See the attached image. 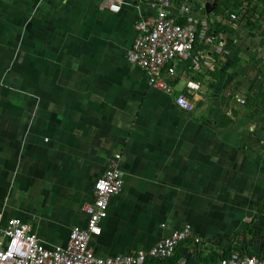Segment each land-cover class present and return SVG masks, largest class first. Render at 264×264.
<instances>
[{
	"label": "crops",
	"instance_id": "crops-1",
	"mask_svg": "<svg viewBox=\"0 0 264 264\" xmlns=\"http://www.w3.org/2000/svg\"><path fill=\"white\" fill-rule=\"evenodd\" d=\"M184 5L211 41L178 61L167 94L128 58L136 23L158 13L152 0L120 11L101 0H0V247L14 217L48 247L65 245L114 159L124 183L90 238L96 256L149 249L186 225L200 243L147 263L264 255V1L174 0L180 23ZM182 92L193 110L176 104Z\"/></svg>",
	"mask_w": 264,
	"mask_h": 264
},
{
	"label": "built area",
	"instance_id": "built-area-1",
	"mask_svg": "<svg viewBox=\"0 0 264 264\" xmlns=\"http://www.w3.org/2000/svg\"><path fill=\"white\" fill-rule=\"evenodd\" d=\"M173 2L174 0H152L159 8L158 13L154 17L143 16L136 23L135 41L128 53L130 62L147 72L149 83L167 94L175 92L170 77L175 75L178 61L191 57L199 40L211 41L207 35L206 23L201 24L193 14H188V6H183L188 14L187 23H180L169 14L168 8ZM123 4L124 0H101V6L112 11H120ZM231 18L236 19L237 15L232 14ZM223 43L222 41L221 44ZM192 59L195 66L199 67L200 57L193 56ZM199 86V83L191 80L186 83L188 91L198 89ZM175 101L183 110L194 109V103L184 92L179 93ZM123 183L122 173L113 159L95 181L94 202L84 206L88 214L86 226H74L65 245L48 247L30 222L19 217L10 219L3 229L7 241L0 247V264H146L150 258H173L178 247L188 240L200 243L201 240L194 234L191 225H186L149 249L113 257L96 256L89 245L90 238L101 234V221L107 216L109 199L121 191ZM174 264L184 263L177 260ZM204 264H264V255L233 251L223 255L216 263Z\"/></svg>",
	"mask_w": 264,
	"mask_h": 264
},
{
	"label": "trees",
	"instance_id": "trees-1",
	"mask_svg": "<svg viewBox=\"0 0 264 264\" xmlns=\"http://www.w3.org/2000/svg\"><path fill=\"white\" fill-rule=\"evenodd\" d=\"M227 1L229 2V0H227ZM262 1H264V0H262ZM249 4H250V3H249V1H248V5H249ZM152 261H158V262H161V261H163V260H156V259H153ZM147 262H148V260H147ZM158 262H157V264H159ZM146 264H148V263H146ZM170 264H174V263H170Z\"/></svg>",
	"mask_w": 264,
	"mask_h": 264
}]
</instances>
